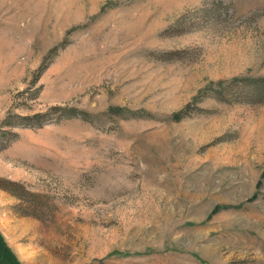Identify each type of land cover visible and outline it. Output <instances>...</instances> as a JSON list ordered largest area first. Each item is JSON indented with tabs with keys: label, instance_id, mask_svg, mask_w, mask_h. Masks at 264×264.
<instances>
[{
	"label": "rangeland",
	"instance_id": "obj_1",
	"mask_svg": "<svg viewBox=\"0 0 264 264\" xmlns=\"http://www.w3.org/2000/svg\"><path fill=\"white\" fill-rule=\"evenodd\" d=\"M246 79L264 0H0V264H264Z\"/></svg>",
	"mask_w": 264,
	"mask_h": 264
},
{
	"label": "trees",
	"instance_id": "obj_2",
	"mask_svg": "<svg viewBox=\"0 0 264 264\" xmlns=\"http://www.w3.org/2000/svg\"><path fill=\"white\" fill-rule=\"evenodd\" d=\"M219 85L221 88H219L218 93L225 94L228 91L226 90L227 85L226 84L225 85L219 84ZM247 88H250V90H252V93L247 94L248 92ZM232 93H236L235 95H238V96H241V94H243V96L254 97V98H257L259 101H264V79L238 80L236 83H234V89L232 90ZM56 109L61 111L65 118L71 119V118H76L81 115L80 112H76V111L69 110L66 108H63V109L56 108ZM112 113H121V112H112ZM43 117L45 116L39 115V116H36L35 119L42 120ZM7 252L8 251L2 254V257H1L2 260H4L5 257L7 256Z\"/></svg>",
	"mask_w": 264,
	"mask_h": 264
}]
</instances>
